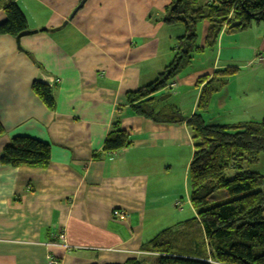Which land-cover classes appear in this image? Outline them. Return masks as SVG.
Listing matches in <instances>:
<instances>
[{"label": "crops", "instance_id": "1", "mask_svg": "<svg viewBox=\"0 0 264 264\" xmlns=\"http://www.w3.org/2000/svg\"><path fill=\"white\" fill-rule=\"evenodd\" d=\"M81 2L17 0L28 30L37 32L19 44L0 36V160L15 137L51 146L46 169L0 161V264H145L157 256L144 252V244L194 216L189 204L185 214V204L176 206L189 196L194 144L186 122L137 116L127 99L173 62L186 26L168 18L171 0H86L71 18ZM5 20L0 8V24ZM208 27L198 28L199 47ZM230 36L221 35L217 50L194 55L175 88L155 94L159 108L173 105L187 120L194 115L197 79L239 66L224 51L233 43ZM248 72L240 70L213 97L205 115L209 125L264 118V105L250 98ZM36 81L53 89L55 110L34 94ZM117 122L131 145L105 152ZM177 172L181 184L172 178ZM115 210L127 218H114Z\"/></svg>", "mask_w": 264, "mask_h": 264}, {"label": "trees", "instance_id": "2", "mask_svg": "<svg viewBox=\"0 0 264 264\" xmlns=\"http://www.w3.org/2000/svg\"><path fill=\"white\" fill-rule=\"evenodd\" d=\"M0 8L6 17L0 24V36L16 39L28 30L17 0H0ZM168 18L187 28L179 38L173 62L149 88L130 93L127 99L137 116L157 123L186 122L194 144L188 197L197 218L161 232L142 250L157 256L155 264H264V173L250 170L264 156V118L223 126L209 125L205 119L213 97L241 69L228 67L199 77L196 110L188 120L173 105L159 108L160 99L155 97L192 65L194 55L213 52L221 35L245 33L254 24H264V0H171ZM205 22L209 24L205 45L199 47L198 28ZM32 89L49 110L56 109L51 86L36 81ZM118 127L117 122L107 137L105 152L131 145L128 134ZM0 161L12 168L46 169L51 146L31 137H15ZM128 264L143 263L130 260Z\"/></svg>", "mask_w": 264, "mask_h": 264}, {"label": "rangeland", "instance_id": "3", "mask_svg": "<svg viewBox=\"0 0 264 264\" xmlns=\"http://www.w3.org/2000/svg\"><path fill=\"white\" fill-rule=\"evenodd\" d=\"M206 23V22H205ZM263 32H264V24L259 23V24H254L252 28L241 34H236L235 36L231 35L230 39H234L233 43L231 45H225L227 52V56L230 57V62H232V65H236L239 68H241L242 73H245L246 71H249L247 73V76H249V81L252 83V88H250V98H256L260 100V103L264 105V37H263ZM218 48V46H217ZM216 48V50H217ZM255 50V52H254ZM258 52L257 57H256V62H253L250 65V56L256 54ZM234 61L236 63H234ZM260 61V62H259ZM232 66V67H236ZM237 68V67H236ZM219 71V70H218ZM243 84L240 82L239 83V88L241 89ZM168 87V86H167ZM176 87V83L174 88ZM173 88V90H174ZM175 91V90H174ZM172 92L170 91H165L164 94L169 95ZM251 171L254 172H261L264 173V156H262L261 163L256 166H251L250 167ZM172 178L175 180L177 184H181V176L177 172L176 174H172ZM187 192V194H186ZM184 194V192H183ZM185 194L189 195V185L187 184L186 189H185ZM182 198L180 199L176 206L181 209V206L185 204L187 207L184 209V214L189 213L190 208L188 207L187 204L191 206V203L189 200V197L182 195ZM189 209V210H188ZM193 209V208H192ZM194 216L193 218H197V213L193 209ZM180 212V211H178ZM177 228V227H176ZM175 228V229H176ZM156 259L150 260L149 262H146L145 264H155Z\"/></svg>", "mask_w": 264, "mask_h": 264}, {"label": "built area", "instance_id": "4", "mask_svg": "<svg viewBox=\"0 0 264 264\" xmlns=\"http://www.w3.org/2000/svg\"><path fill=\"white\" fill-rule=\"evenodd\" d=\"M55 82H59V81H55V80H51V84H53V83H55ZM175 85L173 84V85H170V87H174ZM127 213L126 212H124V211H121V210H115L114 212H113V217L114 218H116V219H119V220H124V219H126L127 218ZM62 239H63V236H62ZM50 264H63L62 262H60V261H56V260H52L51 259V262H50Z\"/></svg>", "mask_w": 264, "mask_h": 264}, {"label": "water", "instance_id": "5", "mask_svg": "<svg viewBox=\"0 0 264 264\" xmlns=\"http://www.w3.org/2000/svg\"><path fill=\"white\" fill-rule=\"evenodd\" d=\"M86 0H82V2L80 3V5L73 11L72 15H71V18L78 12L79 9H81L84 5ZM37 31H25L23 33H21L16 39H17V42L18 44L20 43V40L21 38L25 37V36H29V35H32V34H35Z\"/></svg>", "mask_w": 264, "mask_h": 264}, {"label": "bare ground", "instance_id": "6", "mask_svg": "<svg viewBox=\"0 0 264 264\" xmlns=\"http://www.w3.org/2000/svg\"><path fill=\"white\" fill-rule=\"evenodd\" d=\"M260 62V61H259Z\"/></svg>", "mask_w": 264, "mask_h": 264}]
</instances>
